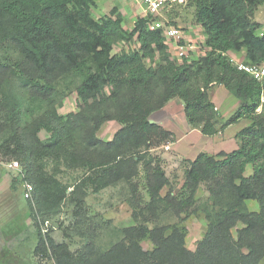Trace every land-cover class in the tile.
<instances>
[{"label":"trees","instance_id":"obj_1","mask_svg":"<svg viewBox=\"0 0 264 264\" xmlns=\"http://www.w3.org/2000/svg\"><path fill=\"white\" fill-rule=\"evenodd\" d=\"M188 5L205 36L206 51L197 60L173 57L162 30L150 29L157 17L138 18L125 31L117 7L94 18L95 0H0V161L18 162L22 181L34 186L29 203L36 257L53 264H262L264 82L239 71L228 53L244 52L248 65L264 63V39L257 35L264 21L255 20L264 0H188ZM131 41L136 48L114 53L117 44ZM70 78L79 81L78 110L62 116L59 87ZM214 85L241 103L223 128L241 119L251 124L237 134V150L200 153L185 170L179 192L162 196L170 180L151 151L171 133L151 125L150 117L179 100L187 125L213 137L219 132V112L210 99ZM111 121L120 128L105 141L98 133ZM42 132L49 137L42 139ZM65 171L81 174L72 187L59 178ZM141 174L153 218L125 229L124 239L108 250L88 243L72 251L54 240L52 229L41 232L37 217L50 221L67 202L75 219L84 220L89 193L131 183ZM201 186L208 193L203 201ZM131 187L135 194L137 187ZM248 201L259 210L250 211ZM167 211L205 216L207 231L194 251L186 247L180 226L144 225ZM78 230L92 239L88 230ZM142 240L152 250H144Z\"/></svg>","mask_w":264,"mask_h":264},{"label":"rangeland","instance_id":"obj_2","mask_svg":"<svg viewBox=\"0 0 264 264\" xmlns=\"http://www.w3.org/2000/svg\"><path fill=\"white\" fill-rule=\"evenodd\" d=\"M95 2L96 6L92 9L95 19L107 17L110 11L117 7L124 17L123 29L125 31H131L136 20L145 16L144 7L131 0H95ZM158 20L164 23L169 22L180 28L183 33L181 45H186L185 53L190 56L189 59L197 60L204 55L206 51L205 36L202 28L196 23L195 10L188 5V0L174 6L168 12L164 11ZM255 20L264 21V6L256 12ZM188 36L189 38H187ZM137 45L136 41L121 42L114 47V53L130 51ZM169 47L172 55L178 60V50L174 46L173 48ZM235 58L238 62L245 61L244 52L239 53ZM78 83L79 81L75 78L61 83L59 101L62 102V105L58 107L60 115L66 116L78 110L77 96L74 92ZM219 87L220 85H214L210 89V99L219 112L217 122L219 132L213 137L203 136L199 129L187 125L184 104L179 100L169 102L163 110L151 115L150 119L155 124L164 123V126L161 127L171 133L170 138L158 142V145L151 151L152 157L170 180V186L162 190V196H165L170 190L173 194L179 192L185 179V170L200 153L218 156L221 152L231 153L239 148L240 140L237 134L248 127L251 122L241 119L238 123L226 129L223 128L240 111L241 103L223 86L222 90H218ZM119 128L118 123L107 122L99 131L98 137L109 141ZM40 136L42 139L49 137L45 132H42ZM7 171L6 177L0 176V264H53L50 259L34 255L37 245L36 227L32 220L29 199L24 198L22 177L18 171ZM251 174L252 167L247 166L245 176L249 177ZM80 175V172L65 171L60 174L59 178L72 187ZM131 186L137 187L138 191L135 194ZM198 196L200 201L208 197L204 186H201ZM148 203L149 196L141 174L131 183L121 181L100 193H89L86 199V218L84 220L75 219L71 206L67 202L64 203L59 214L49 221L52 229L51 236L58 243L69 244L72 251L79 250L88 243H93L97 249L104 252L113 244L124 239L123 231L125 229L139 226L145 222V218L152 217L146 210ZM247 205L250 211L257 212L259 210L258 204L254 201H248ZM134 214L137 215V220L134 218ZM207 224L208 221L201 211L190 216L182 215L180 217L167 211L158 213L155 220L144 225H147L149 229L163 225L180 226L186 232V247L190 251H194L207 231ZM79 228L88 230L92 239L81 235ZM240 228L242 225L238 226V229ZM236 230H233L234 235H236ZM141 244L144 250L153 248L148 240H142ZM262 264H264V260Z\"/></svg>","mask_w":264,"mask_h":264},{"label":"built area","instance_id":"obj_3","mask_svg":"<svg viewBox=\"0 0 264 264\" xmlns=\"http://www.w3.org/2000/svg\"><path fill=\"white\" fill-rule=\"evenodd\" d=\"M134 3H137L144 7L145 16L150 15L151 17H159L162 13L170 11L174 6L184 3L185 0H131ZM151 30H162L163 36L167 39L169 46H173L178 50L177 55L178 59H183L184 57L190 58L185 51L186 45H181L183 39V33L179 27L171 25L169 22H162L159 20L153 21L150 24ZM259 38L264 39V25L257 31ZM193 52V51H191ZM190 55V53H189ZM174 57V56H173ZM175 58V57H174ZM231 62L237 67L241 72L246 73L254 80L259 83L264 82V63L256 65H248L242 61H237L236 58H231ZM0 169L18 171L21 174V167L18 162H2L0 161ZM24 190V198L26 200L32 198L34 191V186L26 181H23L22 184ZM36 220L40 224L41 232L46 234L51 229V223L49 221L41 222L40 218L37 217Z\"/></svg>","mask_w":264,"mask_h":264},{"label":"crops","instance_id":"obj_4","mask_svg":"<svg viewBox=\"0 0 264 264\" xmlns=\"http://www.w3.org/2000/svg\"><path fill=\"white\" fill-rule=\"evenodd\" d=\"M185 38H186V36H185ZM187 38H189V36H188ZM232 54H233V55L235 54V56H237L239 53L229 52L228 55H229L230 58H233V57L235 58V56H232ZM221 88H222V86H220L218 90H220ZM221 90H222V89H221ZM219 92H221V91H219ZM162 110H163V109H162ZM160 111H161V110H160ZM158 125H160V126H164V123L161 122V124H158ZM6 172H8V171L5 170V169H0V176H1V177H6V175H5Z\"/></svg>","mask_w":264,"mask_h":264},{"label":"water","instance_id":"obj_5","mask_svg":"<svg viewBox=\"0 0 264 264\" xmlns=\"http://www.w3.org/2000/svg\"><path fill=\"white\" fill-rule=\"evenodd\" d=\"M149 122H150L151 125L155 124V122L153 120H151V119L149 120Z\"/></svg>","mask_w":264,"mask_h":264}]
</instances>
